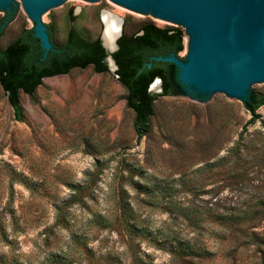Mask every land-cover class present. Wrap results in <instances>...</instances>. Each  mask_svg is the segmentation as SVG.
Masks as SVG:
<instances>
[{"label": "rangeland", "instance_id": "1", "mask_svg": "<svg viewBox=\"0 0 264 264\" xmlns=\"http://www.w3.org/2000/svg\"><path fill=\"white\" fill-rule=\"evenodd\" d=\"M8 6L1 49L35 26L21 0ZM103 11L125 35L181 29L186 58L183 27L115 0H69L40 20L55 44L69 27L93 41ZM249 90L264 95V81ZM125 96L115 72L76 68L20 92L16 119L0 88V264H264V219L217 217L264 195V106L246 125L242 101L223 92L159 96L137 140Z\"/></svg>", "mask_w": 264, "mask_h": 264}, {"label": "trees", "instance_id": "2", "mask_svg": "<svg viewBox=\"0 0 264 264\" xmlns=\"http://www.w3.org/2000/svg\"><path fill=\"white\" fill-rule=\"evenodd\" d=\"M11 18L12 14L6 13V16L0 19V37ZM45 27L51 44L46 54L40 40L33 35V27L22 29L14 41L3 49L0 48V88L7 95L8 103L16 119L20 116L18 94L21 92L31 96L44 78L66 75L76 68L91 67L96 73L108 72L105 62L106 53L99 38L86 41L72 27H69L65 41L55 44L52 40L51 27L47 24ZM117 45L118 49L112 54V59L117 66L115 76L126 90V107L134 113L133 129L137 140L149 131L153 102L157 97L188 95L199 100L207 98V96L185 91L177 80V67L172 63L156 59L174 55L184 60L179 57V53L183 50L181 29L160 28L153 23H146L135 34L122 33L117 40ZM156 78L161 81L162 91L159 94L148 91L149 85ZM242 103L250 115L246 125L254 124L259 118L257 110L264 106V95L250 91ZM244 132L245 126L238 140L244 139ZM233 210L234 213L225 211L217 214V217L221 221L231 218L252 222L262 220L264 219V195L256 193L245 205L235 207ZM248 238L255 241L257 235L251 233ZM175 243L174 241L172 244ZM186 248L191 247L187 245Z\"/></svg>", "mask_w": 264, "mask_h": 264}, {"label": "water", "instance_id": "3", "mask_svg": "<svg viewBox=\"0 0 264 264\" xmlns=\"http://www.w3.org/2000/svg\"><path fill=\"white\" fill-rule=\"evenodd\" d=\"M21 1L35 24L33 35L40 40L46 54L51 44L40 19L69 0ZM115 1L146 15L151 11L159 18L177 23L190 34L189 52L184 60L174 55L156 58L177 67L176 77L185 91L207 97L223 92L243 101L252 85L264 81V0ZM10 3L11 0H0V8L8 13ZM121 24L120 19L114 49L105 46L104 29L99 37L108 70L113 72L117 66L112 54L118 49ZM148 91L161 93L160 79H154Z\"/></svg>", "mask_w": 264, "mask_h": 264}, {"label": "bare ground", "instance_id": "4", "mask_svg": "<svg viewBox=\"0 0 264 264\" xmlns=\"http://www.w3.org/2000/svg\"><path fill=\"white\" fill-rule=\"evenodd\" d=\"M101 19L104 25V44L107 48L112 50L114 49L113 41L119 33L120 18L106 11H103L101 14Z\"/></svg>", "mask_w": 264, "mask_h": 264}]
</instances>
